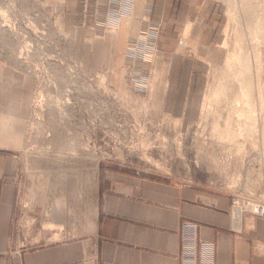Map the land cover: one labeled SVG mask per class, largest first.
<instances>
[{
	"label": "rangeland",
	"instance_id": "rangeland-1",
	"mask_svg": "<svg viewBox=\"0 0 264 264\" xmlns=\"http://www.w3.org/2000/svg\"><path fill=\"white\" fill-rule=\"evenodd\" d=\"M0 77L42 154L230 190L233 217L264 219V0H0Z\"/></svg>",
	"mask_w": 264,
	"mask_h": 264
},
{
	"label": "crops",
	"instance_id": "crops-1",
	"mask_svg": "<svg viewBox=\"0 0 264 264\" xmlns=\"http://www.w3.org/2000/svg\"><path fill=\"white\" fill-rule=\"evenodd\" d=\"M13 81L0 77V264H181L190 224L211 248L206 264H264V219L233 217L230 190L33 148Z\"/></svg>",
	"mask_w": 264,
	"mask_h": 264
},
{
	"label": "built area",
	"instance_id": "built-area-1",
	"mask_svg": "<svg viewBox=\"0 0 264 264\" xmlns=\"http://www.w3.org/2000/svg\"><path fill=\"white\" fill-rule=\"evenodd\" d=\"M194 227V226H193ZM193 233V235H192ZM192 236V239H190ZM183 245H182V257H183V264H193L190 260L188 259L189 256L194 255L195 251V240H194V228H192V225H186L184 230H183ZM188 253V254H187ZM208 258L204 260L202 264H206Z\"/></svg>",
	"mask_w": 264,
	"mask_h": 264
},
{
	"label": "bare ground",
	"instance_id": "bare-ground-1",
	"mask_svg": "<svg viewBox=\"0 0 264 264\" xmlns=\"http://www.w3.org/2000/svg\"><path fill=\"white\" fill-rule=\"evenodd\" d=\"M158 166V164H156ZM203 257H210V255L206 256V255H202Z\"/></svg>",
	"mask_w": 264,
	"mask_h": 264
}]
</instances>
